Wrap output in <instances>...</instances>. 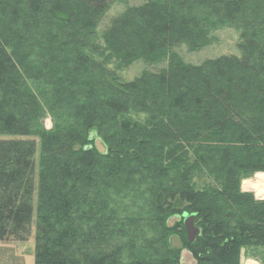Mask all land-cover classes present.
Masks as SVG:
<instances>
[{
  "label": "trees",
  "instance_id": "obj_1",
  "mask_svg": "<svg viewBox=\"0 0 264 264\" xmlns=\"http://www.w3.org/2000/svg\"><path fill=\"white\" fill-rule=\"evenodd\" d=\"M112 1L0 0V243L35 228V264H242L264 249L242 191L264 173V0H142L100 32ZM225 28L237 56L176 52ZM138 62L167 66L123 80Z\"/></svg>",
  "mask_w": 264,
  "mask_h": 264
},
{
  "label": "rangeland",
  "instance_id": "obj_2",
  "mask_svg": "<svg viewBox=\"0 0 264 264\" xmlns=\"http://www.w3.org/2000/svg\"><path fill=\"white\" fill-rule=\"evenodd\" d=\"M143 4L142 0H115L110 2V11L103 22L100 32L104 29L106 25L109 24L110 20L119 14L123 13L126 9L130 7H136ZM215 43L210 45L209 47L204 48L199 52H190L187 47L182 46L176 50L178 55L189 64H201L208 59H215L221 56H232V55H239V36L235 30L230 28L222 29L215 34ZM167 66V63H163L160 65H148L144 62H138L128 69H123V71L119 72L121 77L125 81H131L141 73L145 71L157 72ZM43 129L45 131H52L54 129V122L53 120L48 117L43 122ZM97 147L99 151L104 152L105 148L101 141L97 142ZM264 175V173H258L253 178L249 180H245L242 183V191L245 193H251L255 196L257 200L264 201V199L259 198L254 192H250L245 189V183L247 182H254L256 181V177ZM176 222V219L170 221V225L173 226ZM35 228L33 229L32 237L26 243V247H24L25 252H30L32 248H34L35 252ZM178 237L172 238V246L174 248H181L183 247L182 242ZM9 244H15L9 242ZM22 244V243H19ZM29 250V251H28ZM12 264V263H10ZM13 264H16L15 262ZM182 264H194L191 254L184 250L182 253ZM242 264H264V249H249L243 251L242 255Z\"/></svg>",
  "mask_w": 264,
  "mask_h": 264
},
{
  "label": "crops",
  "instance_id": "obj_3",
  "mask_svg": "<svg viewBox=\"0 0 264 264\" xmlns=\"http://www.w3.org/2000/svg\"><path fill=\"white\" fill-rule=\"evenodd\" d=\"M24 247L26 243H0V264H35L34 248L25 252Z\"/></svg>",
  "mask_w": 264,
  "mask_h": 264
},
{
  "label": "water",
  "instance_id": "obj_4",
  "mask_svg": "<svg viewBox=\"0 0 264 264\" xmlns=\"http://www.w3.org/2000/svg\"><path fill=\"white\" fill-rule=\"evenodd\" d=\"M184 227L188 237L189 243H194L197 237L200 235V230L195 226L194 216H184Z\"/></svg>",
  "mask_w": 264,
  "mask_h": 264
},
{
  "label": "bare ground",
  "instance_id": "obj_5",
  "mask_svg": "<svg viewBox=\"0 0 264 264\" xmlns=\"http://www.w3.org/2000/svg\"><path fill=\"white\" fill-rule=\"evenodd\" d=\"M245 189L264 199V175L256 177L254 182L245 183Z\"/></svg>",
  "mask_w": 264,
  "mask_h": 264
}]
</instances>
